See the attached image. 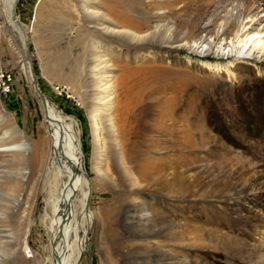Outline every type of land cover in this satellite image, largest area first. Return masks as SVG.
<instances>
[{
    "label": "rangeland",
    "instance_id": "rangeland-1",
    "mask_svg": "<svg viewBox=\"0 0 264 264\" xmlns=\"http://www.w3.org/2000/svg\"><path fill=\"white\" fill-rule=\"evenodd\" d=\"M17 16L89 183L62 264L74 243L78 264H264V44L227 58L264 43V0H20ZM1 73L0 264H53L69 171L0 13Z\"/></svg>",
    "mask_w": 264,
    "mask_h": 264
},
{
    "label": "bare ground",
    "instance_id": "bare-ground-1",
    "mask_svg": "<svg viewBox=\"0 0 264 264\" xmlns=\"http://www.w3.org/2000/svg\"><path fill=\"white\" fill-rule=\"evenodd\" d=\"M13 1L14 0H2L1 5H0V13H1V16L5 19V22L7 23V25L19 34L21 42L23 43L24 38H23L21 27H19V25H17V23H15V21H13V19L11 18V9L13 5ZM210 33H213V30H211ZM250 34L251 33L246 34L244 38L238 42V44L239 43L241 44V42H243V44H241L240 46H235L234 49L231 50V53L228 54L227 58H229L230 56H236L238 58H246V57L248 58V56H252L253 51L256 47H260V45L264 44V43L261 44L262 40L260 39L254 43L255 45L253 47L249 45L250 42H252L253 44V42L258 37L256 35H253V36L251 35L249 37ZM154 36L163 37V38L165 36L166 38V35L163 34V32L154 33ZM170 38L171 37H169V39ZM174 40L175 38H173V40L166 41V42L175 43ZM186 44H188L190 47L194 49H199L200 47L204 48L203 43L199 41L196 42L195 44L190 43V42H187ZM199 44L201 45L199 46ZM209 48L210 46L206 50H208ZM30 82H32V80H30ZM42 110L44 113V117H45L48 129L50 130V134H51L50 135L51 140H52L50 144L51 154L52 155L59 154L65 160L66 166L68 167V171H69L68 173L69 180L71 179V177H73L71 184H68L69 181L65 184L64 188L62 189V195L58 197L57 200H54L52 202V206L56 208V217H53V224H52L53 231H54L53 242L56 241V247L53 248L52 246L54 250L53 264H62L65 258V255H66L64 250H62V244L63 243H66V245L68 244L69 229H70L71 222H72L71 221L72 195L73 193H75L77 187L80 186V184H82L80 186L81 188L84 186L88 187L89 183L85 177V173L83 172V165H82V159H81L82 156L81 154L79 155L80 141H79V138L74 134V129H73L72 124L65 122L60 117H55L54 115L55 110L49 101H48V111H46L43 108V105H42ZM47 115H49L51 118L49 119ZM115 126L117 125L116 124L112 125V127H115ZM20 142H16L14 144L12 142L13 145L10 147H7L6 151H17L16 153L21 154L20 147L23 144ZM70 161L73 164H71ZM60 171L61 170H59V173ZM90 192L91 191H89L88 189H85V191L83 192V198H81V201H80L84 214H86V210H87L86 207L88 203L87 201L89 199L88 197L90 196ZM61 227L63 229V234L59 236V229ZM77 231L78 230L75 231L76 235L78 234ZM83 251H84V246H80L78 245V243L77 244L74 243L73 244V254L68 255L66 264H78V257Z\"/></svg>",
    "mask_w": 264,
    "mask_h": 264
},
{
    "label": "water",
    "instance_id": "water-1",
    "mask_svg": "<svg viewBox=\"0 0 264 264\" xmlns=\"http://www.w3.org/2000/svg\"><path fill=\"white\" fill-rule=\"evenodd\" d=\"M19 1L20 0H14L13 1V5H12V9H11V18L13 19V21H15V23H17V25H19V27H21L22 33H23V38H24V48H25V59L26 62L28 64V69L33 81V85L34 88L36 90L37 95L39 96L41 103L43 105V108L48 111V100L47 97L45 96V94L42 92L40 85H39V81H38V77L37 74L35 73V69H34V65H33V61L31 58V54H30V42H29V35H28V31L27 29L24 27V25L22 24V22L19 20L18 16H17V7L19 5ZM48 118L50 119L51 117L49 115H47ZM71 164H73L70 161ZM77 168V167H76ZM72 178L69 180L68 184L72 183ZM63 234V229L62 227L59 229V236H61ZM53 248L56 247V241L53 242L52 244ZM84 255V253H82L81 257Z\"/></svg>",
    "mask_w": 264,
    "mask_h": 264
},
{
    "label": "built area",
    "instance_id": "built-area-1",
    "mask_svg": "<svg viewBox=\"0 0 264 264\" xmlns=\"http://www.w3.org/2000/svg\"><path fill=\"white\" fill-rule=\"evenodd\" d=\"M2 0H0V5H1ZM0 80L3 82L4 87L6 90L10 88V81L12 80L10 76H7L4 73H1Z\"/></svg>",
    "mask_w": 264,
    "mask_h": 264
}]
</instances>
